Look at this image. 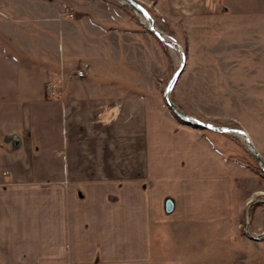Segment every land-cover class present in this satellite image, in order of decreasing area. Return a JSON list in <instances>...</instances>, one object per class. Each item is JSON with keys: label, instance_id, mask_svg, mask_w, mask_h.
Wrapping results in <instances>:
<instances>
[{"label": "crops", "instance_id": "obj_1", "mask_svg": "<svg viewBox=\"0 0 264 264\" xmlns=\"http://www.w3.org/2000/svg\"><path fill=\"white\" fill-rule=\"evenodd\" d=\"M163 1L181 17L264 14V0ZM109 27L90 22L77 46L72 28H43L35 46L22 37L13 43L36 60L21 53L0 63V166L9 171L0 175V264H155L165 227L208 226L232 214L229 161L204 129L151 103L149 86L135 88L149 84V46L116 42ZM17 28L29 42L30 28ZM52 31L71 44L53 45ZM50 81L60 97L47 94ZM255 223L252 236L264 232ZM259 240H244L246 254L228 264H264Z\"/></svg>", "mask_w": 264, "mask_h": 264}, {"label": "rangeland", "instance_id": "obj_2", "mask_svg": "<svg viewBox=\"0 0 264 264\" xmlns=\"http://www.w3.org/2000/svg\"><path fill=\"white\" fill-rule=\"evenodd\" d=\"M137 1L147 8L150 23L177 41L183 50L185 64L170 92L172 102L205 121L244 129L264 159V14L235 11L215 17H181L172 15L163 0ZM85 15L92 19H84ZM142 21L128 3L120 0H0V63L22 54L37 59L32 58L34 51L30 49L22 54L16 50L18 45L13 43L25 40L24 35L17 34V27L30 28L26 35L29 42H23L34 46L38 33L47 34L40 29L72 28L68 37L77 46L82 29L90 22L102 23L107 29L113 26L111 34L116 42L123 43L127 38L126 42L149 46L150 81L135 83V88L149 86L145 90L151 103L170 111L163 90L179 66L180 54L158 40ZM48 33L53 45L71 44L61 31L59 35ZM41 40L46 43L43 37ZM127 56L137 59L138 53L135 50ZM13 67L8 69L12 71ZM11 71L3 77L9 78ZM133 74H142L137 64ZM204 131L210 147L231 165L232 214L208 226L165 227L156 248L155 264H228L230 260L238 261L239 251L246 254L241 249L244 240L250 239L260 247L259 239H264V232L251 238L254 231L249 227V222L256 219L255 224L264 227V172L241 136Z\"/></svg>", "mask_w": 264, "mask_h": 264}, {"label": "water", "instance_id": "obj_3", "mask_svg": "<svg viewBox=\"0 0 264 264\" xmlns=\"http://www.w3.org/2000/svg\"><path fill=\"white\" fill-rule=\"evenodd\" d=\"M120 1L128 3L133 8L135 13L144 20V21H142V23L144 24V26L148 30H150L162 43H164L167 46L174 48L180 54L179 66L172 73V75L170 76V78L166 82V84L164 86V90H163V98L165 100L166 105L170 108V110L175 115H177L180 119L184 120L185 122H187L189 124H193V125H196L200 128L216 131L219 133H228V134H234V135L241 136L242 139L244 140L250 154L252 155L254 160L257 162V164L259 165L261 170L264 172V159L261 157L260 153L257 151L255 146L253 145L252 141L250 140L248 133L244 129H242L240 127L215 124V123H212L209 121H205L199 117H196L190 113L183 111L182 109L177 107L172 102V100L170 99V92H171L172 87L174 86L178 76L180 75L182 69L184 68V64H185V57H184V53H183V50L181 49L180 44L177 41L167 37L163 33L162 30L156 28L154 25H152L150 23V14H149L147 8L142 3H140L137 0H120ZM166 209L167 210L171 209L170 200H167V202H166ZM259 236H260L259 234L255 235V236L251 235V237H253V238H258Z\"/></svg>", "mask_w": 264, "mask_h": 264}, {"label": "built area", "instance_id": "obj_4", "mask_svg": "<svg viewBox=\"0 0 264 264\" xmlns=\"http://www.w3.org/2000/svg\"><path fill=\"white\" fill-rule=\"evenodd\" d=\"M71 15V13L69 14ZM87 67V64H83L80 67H77L74 70V74L78 77H81L85 74V69ZM58 83L55 81H50L46 83V92L47 94L52 97V98H58L62 95V90H59L58 88ZM9 171L6 169H3L0 167V174L2 175H8Z\"/></svg>", "mask_w": 264, "mask_h": 264}, {"label": "trees", "instance_id": "obj_5", "mask_svg": "<svg viewBox=\"0 0 264 264\" xmlns=\"http://www.w3.org/2000/svg\"><path fill=\"white\" fill-rule=\"evenodd\" d=\"M149 31V30H148ZM172 112V111H171ZM172 114L175 116V117H177L179 120H181V121H183V122H185L184 120H182V119H180L177 115H175L173 112H172ZM185 123H187V122H185ZM193 125V124H192ZM194 127H198V126H196V125H194ZM223 135V134H222ZM256 162V161H255ZM256 164H257V162H256ZM257 166H258V164H257ZM259 167V166H258ZM260 168V167H259ZM260 170H261V168H260ZM262 171V170H261ZM263 172V171H262Z\"/></svg>", "mask_w": 264, "mask_h": 264}]
</instances>
